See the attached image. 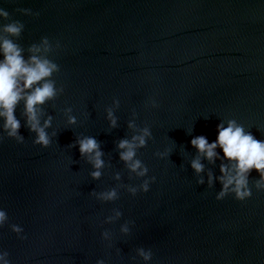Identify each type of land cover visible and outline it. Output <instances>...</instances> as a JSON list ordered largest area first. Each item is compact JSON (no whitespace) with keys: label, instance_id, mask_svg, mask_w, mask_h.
Returning a JSON list of instances; mask_svg holds the SVG:
<instances>
[{"label":"water","instance_id":"water-1","mask_svg":"<svg viewBox=\"0 0 264 264\" xmlns=\"http://www.w3.org/2000/svg\"><path fill=\"white\" fill-rule=\"evenodd\" d=\"M0 10L8 13L0 40L58 66L56 95L37 108L41 125L50 118L49 144L33 142L23 100L18 138L0 128L3 260L264 264L259 174L248 173L244 201L217 199L229 162L219 148L209 161L190 144L198 135L215 140L216 125L229 119L264 139V0H0ZM10 23L19 34L3 30ZM144 129L133 159L146 172L138 175L117 145ZM85 137L97 141L99 169L78 150Z\"/></svg>","mask_w":264,"mask_h":264},{"label":"clouds","instance_id":"clouds-1","mask_svg":"<svg viewBox=\"0 0 264 264\" xmlns=\"http://www.w3.org/2000/svg\"><path fill=\"white\" fill-rule=\"evenodd\" d=\"M28 11V10H24ZM7 12L0 10V17H6ZM3 30L11 35H17L21 31V27L16 23L4 25ZM45 50L48 47V41L45 38L42 41ZM32 53H38L40 48L32 46ZM21 48L11 39L5 38L0 40V120L3 121L2 128L8 136L17 137V131L20 127V121L15 116L16 105L23 100L24 115L26 124L30 131L36 133L34 143L41 146L49 144L48 134L45 128L50 123V118L45 119L43 125L40 124L37 115V108L46 100L56 95L57 89L53 81L50 79L52 73L57 70L58 66L53 61L39 55H30L27 59L21 54ZM108 116L111 118L112 113L109 111ZM74 118H69V123H73ZM111 124H115V120H110ZM148 130L144 129L142 135L133 136L132 141L120 140L117 147L123 149L120 157L124 161H132L129 167L135 171L140 168L138 175L146 172L145 168L140 167V161L134 160L135 147L145 144V136ZM18 138V137H17ZM133 141L135 143H133ZM190 144L196 148L197 152L202 154L204 158L211 161L217 156L216 149L219 148L224 158L229 162L228 165L221 164V190L217 194V199H222L228 193L238 201H244L252 194L248 187V173L255 169L259 174L257 187L264 189V139H257L251 132L246 131L244 126L234 119L221 122L216 125V138L209 142L204 135H198L190 140ZM78 150L81 155L90 154L93 167L99 169L103 161L100 159L101 152L98 150V144L95 138L85 137L78 141ZM191 167L196 173L203 169L199 157L191 161ZM91 175L96 178L100 175L99 171H93ZM211 175H209V183H211ZM203 182L202 180L198 181ZM144 191L148 190V183L142 185ZM132 191H135L133 189ZM115 196L114 191L104 194L106 199ZM4 211L0 210V222L5 219ZM14 230H19L15 229ZM123 231H127L124 228ZM138 254L144 261L151 260L150 251L138 249ZM0 264H8L0 256ZM97 264H102L98 261Z\"/></svg>","mask_w":264,"mask_h":264}]
</instances>
